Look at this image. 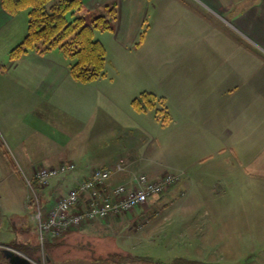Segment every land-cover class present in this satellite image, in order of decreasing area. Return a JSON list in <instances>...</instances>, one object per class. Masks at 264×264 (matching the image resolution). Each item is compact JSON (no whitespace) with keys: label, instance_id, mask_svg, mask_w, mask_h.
<instances>
[{"label":"crops","instance_id":"1","mask_svg":"<svg viewBox=\"0 0 264 264\" xmlns=\"http://www.w3.org/2000/svg\"><path fill=\"white\" fill-rule=\"evenodd\" d=\"M149 1L118 0L115 30L105 33L126 68L93 81L106 77L112 81L108 86L86 88L71 76L58 50L30 51L11 60L0 71V123L30 137L36 133L42 143L43 159L29 160V172L38 162L73 161L75 171L88 178L96 167L123 158L141 163L148 173H162L165 169L148 156L160 122L148 111H136L132 100L143 90L165 95L173 121L163 129L173 134L176 145L164 167L182 176L164 200L151 201H173V212H165L161 222L173 229H165L160 251L220 263L224 254H249L252 246L254 264H264V0ZM22 13L11 15L0 4V53L25 36L28 16ZM149 13L145 41L137 47ZM101 40L109 54V44ZM150 66L157 69L137 73ZM25 139L19 136L18 141ZM186 141L191 143L183 150ZM243 185L253 190L252 204L261 213H227L225 206L246 204L239 197ZM182 186L197 195L205 190V198L177 197ZM212 192L219 195L211 201ZM204 206L206 214L201 213ZM231 217L236 221L232 229ZM0 264H10L3 253Z\"/></svg>","mask_w":264,"mask_h":264},{"label":"rangeland","instance_id":"2","mask_svg":"<svg viewBox=\"0 0 264 264\" xmlns=\"http://www.w3.org/2000/svg\"><path fill=\"white\" fill-rule=\"evenodd\" d=\"M106 1L108 0H84L85 9L82 13L86 17L87 23H92L97 16L102 14L110 16L108 13L109 10L106 7L107 4L112 5L114 2H117L118 10V0H111L103 5H99L97 3ZM145 2L148 4L150 1L145 0ZM137 4H142V0H138ZM20 13H22L21 16L24 17L27 15L29 21L28 9L22 10L16 14H9L17 15ZM118 14L119 12L117 13V18L113 20L114 29H97L95 30V38L99 40L103 39L107 44H109V40L108 37H106L105 32L110 34V31L115 30V22L118 19ZM21 18L23 17H20V25L22 23ZM151 19L150 13L145 15V25L142 27L137 42L135 43L137 47L141 46L145 41L148 29L147 27L149 26L148 23L151 22ZM27 30L28 23L26 33ZM142 34H144V37H142ZM16 45L14 44V47ZM11 50H6L4 54L3 52L0 53V71L7 70L10 61L14 60L10 57ZM57 50L66 57L70 74L73 77L71 73V64L74 59L65 54L59 47H56L51 51ZM110 60L113 61V65H111ZM123 61L124 59L121 57V54L115 51L112 44H109V54L107 48V65L105 73L99 78H102L107 74L113 75L117 72V69L126 68L125 63H121ZM146 68H144V74L140 71L137 73L145 76L149 75L147 70L154 71L157 69L156 66ZM73 78L77 80L75 77ZM99 78L93 81H96ZM106 79L108 78L105 77L101 79L102 81L95 83H93V81L86 82L85 86L90 89L88 85H91L90 90L94 91V85L99 84L108 86L112 82ZM149 86L154 88L152 82H149ZM104 89H106L105 86ZM144 91L152 90H143L142 92ZM152 92L156 93L155 91ZM156 94L164 98V104L160 102L156 107L147 109H138L134 106L133 107L136 111H148L150 114L149 116H155V118L159 120L160 125H158V129L155 132L157 138L149 142L148 156H154L156 164L163 167L165 170L162 173L151 174L150 172L148 173L144 171L145 169L141 167V163L127 161L122 158L113 165L101 166L111 169L112 175L106 184L101 185L100 188L105 196H110L112 195L113 189L118 185H124L132 190L140 189L141 184L139 179L142 175H147L151 181H166L168 176H172V180L165 183L162 192L152 194L149 200L144 204L137 205L130 210L113 212L107 217L88 219L80 224L73 223L61 231L52 230L56 234H53L51 230L41 231L40 221L38 218L39 211L42 213L43 222H46L56 209L59 201L69 192L70 189L86 179L85 176L87 175L81 173L79 170L75 171L77 167L73 161H66L59 164L38 162L33 166L34 171L29 172L26 168V164L29 160L43 159V157H39L43 151L40 147L42 143H40V141L37 142L36 133L32 134V137H30L28 132H21L18 131V129L17 131H13L11 130V126L5 125L1 121L0 166L3 165L5 170L2 173L0 172V251L6 247L15 248L24 255H27L33 261V264H170L173 263L176 258H184L181 256L173 257L172 255L168 256L163 254V252L160 251L161 247L158 244L160 241L164 242L163 240L167 235V230L172 228L170 225L166 228L165 225H161V222L162 218L166 215L165 212H173L171 211V204L173 201L171 200L168 205L166 204L168 202H162V205L151 204L153 203L151 201L154 199L159 198L158 200H164L182 176L181 173H177L171 168L164 167L172 158L171 154L175 149L174 147L176 145V141L173 139V134H171L167 128L163 129L164 125L166 126L173 121V115L169 108L167 98L165 95ZM122 96L125 95L121 94L120 97ZM123 100L125 101V97ZM165 106L172 117V120L168 123H163V114L158 112V109ZM19 136L26 139L22 142L18 141ZM190 143V141L183 142V150L188 149ZM32 145L34 147H32ZM49 150L54 151L53 145L49 147ZM46 151L45 155L48 154ZM36 156H38V158H35ZM44 157L46 159L49 156ZM12 163H15V165ZM71 163L75 164V169L67 174H60L49 179H41L38 176L39 172L44 168H55L60 167L63 164ZM35 180L40 183V188L38 190L33 187V182ZM85 193H87V197L84 198V196L81 195L80 202L72 208V213L83 211L89 207V193ZM239 193L240 198H246V204L238 205V207L235 205L225 206L227 208V213L231 216L239 213L253 216V214L257 211L258 213L262 212L257 210V207L252 204V198H250V195H252L253 190H251V188H248L247 185H243L239 190ZM176 194L177 197L180 196L183 200L190 199L192 196H195L197 199L205 198V190H203L202 195H197L194 190H189L188 187L184 186L179 187ZM216 195L219 194H216L215 192L210 194L209 197H213L211 198V201L215 199L214 196ZM257 206L259 208L262 207L261 204ZM207 211V206H204L201 209V213L203 214H206ZM261 215L264 216V213L262 212ZM251 222V227H253V220ZM263 223L264 221H261V224ZM235 224L236 221L233 217H231L229 221V228L232 229ZM245 224L248 225L249 222L247 221ZM227 240L228 242H233L230 237H228ZM15 243L23 244V247L26 246V249L35 246L38 247V245L41 247L34 255H29L28 249L18 248V246H15ZM249 250V254L246 251V253L238 252L235 254H224L223 257L221 256L219 258L220 263L207 262L204 260L199 261L208 264H254V250L252 249V246L248 247V251ZM184 259L190 261L197 260L188 258Z\"/></svg>","mask_w":264,"mask_h":264},{"label":"trees","instance_id":"3","mask_svg":"<svg viewBox=\"0 0 264 264\" xmlns=\"http://www.w3.org/2000/svg\"><path fill=\"white\" fill-rule=\"evenodd\" d=\"M0 2L11 14L29 10L27 33L23 40L11 50V59H17L30 51L45 54L59 47L74 59L71 64V73L78 81L86 83L104 75L107 65V48L101 40L95 38V30L114 29L113 20L117 18L118 13L117 2L106 5L110 16L99 15L92 23H87L82 13L85 9L84 0H0ZM160 102L164 104L163 97L152 91H144L133 100L132 104L135 108L147 109L156 107ZM158 112L163 114V123L172 120L166 106L158 109ZM12 164L15 165V163ZM33 187L38 190L40 183L35 180ZM15 246L21 249L26 247H23L21 243H15ZM40 247L38 245V247L27 248L29 255H34ZM0 252L4 254L3 249ZM170 264L208 263L176 258Z\"/></svg>","mask_w":264,"mask_h":264},{"label":"built area","instance_id":"4","mask_svg":"<svg viewBox=\"0 0 264 264\" xmlns=\"http://www.w3.org/2000/svg\"><path fill=\"white\" fill-rule=\"evenodd\" d=\"M74 169L75 164L73 163L63 164L60 167L44 168L39 172L38 176L41 179H49L60 174H67ZM111 175V169L98 167L94 169L90 177L69 190L59 201L56 209L46 222H43L42 213L39 211L38 218L41 231H61L73 223L80 224L88 219L107 217L116 211L130 210L137 205L146 203L152 194L162 192L165 183L172 180V176H168L166 181L157 182L151 181L147 175H142L139 179L140 189L132 190L124 185H118L113 189L112 195L105 196L100 186L106 184ZM83 192L89 193V207L83 211L72 213V208L80 202ZM53 234L56 233L53 232Z\"/></svg>","mask_w":264,"mask_h":264},{"label":"water","instance_id":"5","mask_svg":"<svg viewBox=\"0 0 264 264\" xmlns=\"http://www.w3.org/2000/svg\"><path fill=\"white\" fill-rule=\"evenodd\" d=\"M3 252L10 264H33V261L27 255H24L15 248L6 247L3 249Z\"/></svg>","mask_w":264,"mask_h":264}]
</instances>
